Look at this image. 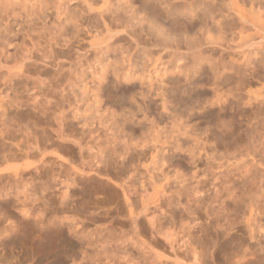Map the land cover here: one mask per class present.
<instances>
[{"label":"rangeland","instance_id":"rangeland-1","mask_svg":"<svg viewBox=\"0 0 264 264\" xmlns=\"http://www.w3.org/2000/svg\"><path fill=\"white\" fill-rule=\"evenodd\" d=\"M236 3L264 13L0 0V264H264V39Z\"/></svg>","mask_w":264,"mask_h":264},{"label":"bare ground","instance_id":"bare-ground-1","mask_svg":"<svg viewBox=\"0 0 264 264\" xmlns=\"http://www.w3.org/2000/svg\"><path fill=\"white\" fill-rule=\"evenodd\" d=\"M236 3L233 7V10H235V14L237 13L238 19L241 22L248 23L250 26H252L255 29V33L258 35L260 34L262 39H264V13H262L259 9L256 10L253 7L250 9H245L244 7L237 5ZM251 27V28H252ZM255 35V34H254ZM163 188V187H162ZM161 188H156L153 194L150 196V201L152 200V203H154L157 200V197L162 193ZM146 205V204H145ZM146 208V206H144ZM254 210H251L250 217L247 219V225L250 227L252 225V221L254 220ZM149 222L151 223V226L154 225V221L150 218ZM170 235V234H169ZM168 235V236H169ZM168 238V237H167ZM166 238V239H167ZM169 241V239H167Z\"/></svg>","mask_w":264,"mask_h":264}]
</instances>
